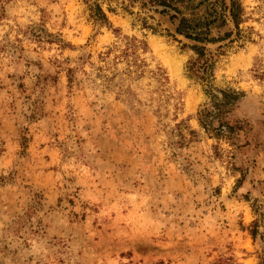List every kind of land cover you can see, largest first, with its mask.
<instances>
[{
    "label": "rangeland",
    "instance_id": "rangeland-1",
    "mask_svg": "<svg viewBox=\"0 0 264 264\" xmlns=\"http://www.w3.org/2000/svg\"><path fill=\"white\" fill-rule=\"evenodd\" d=\"M182 1L0 0V264H264V0Z\"/></svg>",
    "mask_w": 264,
    "mask_h": 264
},
{
    "label": "trees",
    "instance_id": "trees-1",
    "mask_svg": "<svg viewBox=\"0 0 264 264\" xmlns=\"http://www.w3.org/2000/svg\"><path fill=\"white\" fill-rule=\"evenodd\" d=\"M160 6L165 7L166 9H172L175 12V17L178 20L176 32L180 35H183L185 38L199 42H212L213 40L209 38V35L212 32V29L216 26H224L225 19L224 16H218L219 14L213 10L209 13L206 18H197V15L194 14V11L191 12L190 17H186L184 13L181 12L179 8L174 6V3H183L182 0H153ZM184 9L192 10L194 7L193 0H188L184 3ZM202 5V3L200 4ZM232 23L237 29L240 24L242 7L237 0H231L230 7L227 9ZM180 16V18H179ZM193 50L197 52L199 56H203V48L193 46ZM241 98L239 93L234 91L231 92H221V98L214 97L212 98V111H206V118L216 119L219 122L220 127H226V123L223 121L222 117L229 113L232 105L237 103ZM203 121V120H201ZM204 122V121H203ZM206 122V121H205ZM202 123V122H201ZM204 128L207 127V124H203Z\"/></svg>",
    "mask_w": 264,
    "mask_h": 264
}]
</instances>
